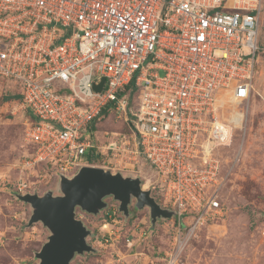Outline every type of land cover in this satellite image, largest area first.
I'll use <instances>...</instances> for the list:
<instances>
[{"label":"built area","instance_id":"built-area-1","mask_svg":"<svg viewBox=\"0 0 264 264\" xmlns=\"http://www.w3.org/2000/svg\"><path fill=\"white\" fill-rule=\"evenodd\" d=\"M263 9L264 0H0V79L20 87L15 109L29 115L23 167L45 166L55 180L84 165L138 172L178 213L170 247L146 264H182L195 230L223 214L218 151L246 118ZM110 116L130 132L99 142ZM102 216L97 243L146 247L117 203Z\"/></svg>","mask_w":264,"mask_h":264},{"label":"rangeland","instance_id":"rangeland-1","mask_svg":"<svg viewBox=\"0 0 264 264\" xmlns=\"http://www.w3.org/2000/svg\"><path fill=\"white\" fill-rule=\"evenodd\" d=\"M261 24V58L253 93L241 107H246L243 127L235 129L229 145L219 147L218 151L226 177L220 190L223 214L195 230L184 249L182 264H264V9ZM18 93L20 87L13 81L0 79V264H38L36 253L48 241L50 231L40 221L30 224L32 207L17 194L43 195L50 189L58 192L57 181L45 166L23 167L32 154L27 137L29 115L15 109L20 99L5 100ZM98 125L99 142L113 137L112 132H130L127 124L112 116L103 118ZM121 172L139 175L128 170ZM22 183L27 188L21 190ZM146 183L150 187V181ZM157 190L154 195L159 196ZM111 202L116 203L110 199ZM131 208L134 214L125 230L130 235L145 231V248L134 246L131 250L122 238L100 244L94 236L89 242L97 250L77 255L71 264H146L154 259L159 247H170L175 218L160 220L151 229L148 208ZM85 219L97 234L103 216L86 214Z\"/></svg>","mask_w":264,"mask_h":264},{"label":"water","instance_id":"water-1","mask_svg":"<svg viewBox=\"0 0 264 264\" xmlns=\"http://www.w3.org/2000/svg\"><path fill=\"white\" fill-rule=\"evenodd\" d=\"M102 84L97 87L99 90ZM56 185L58 192L50 189L43 195L17 194L32 207L30 224L40 221L50 231L48 241L36 253L40 259L38 264H71L77 255L95 252L97 249L89 242L95 236L94 230L77 213L80 210L99 216L110 206V199L118 203L125 221L134 214L132 206L138 211L148 208L151 229L160 220L178 216L175 210L157 201L152 189L144 188L139 175L84 165L74 175L60 173Z\"/></svg>","mask_w":264,"mask_h":264},{"label":"trees","instance_id":"trees-1","mask_svg":"<svg viewBox=\"0 0 264 264\" xmlns=\"http://www.w3.org/2000/svg\"><path fill=\"white\" fill-rule=\"evenodd\" d=\"M12 97H15V98H18V99H20L21 97H22V95L20 94V93H18V94H13V95H8L7 97H5V100L7 101V100H9L10 98H12ZM104 114H107V111H106V109H104ZM95 129V123H93L92 124V129ZM97 152H95L94 154H90L88 157L90 158V160L91 161H93V160H95V158L97 157ZM156 195V194H155ZM156 197H157V195H156ZM158 198V197H157Z\"/></svg>","mask_w":264,"mask_h":264},{"label":"clouds","instance_id":"clouds-1","mask_svg":"<svg viewBox=\"0 0 264 264\" xmlns=\"http://www.w3.org/2000/svg\"><path fill=\"white\" fill-rule=\"evenodd\" d=\"M101 167V166H100ZM107 169V168H106ZM111 170V169H110ZM140 176V175H139ZM141 177V176H140ZM142 178V177H141ZM142 180H143V178H142ZM57 181V180H56ZM145 184V181L143 180V185ZM149 189H151V188H149ZM152 194H153V191H152ZM155 197H156V195H154ZM156 199H157V201H158V198L156 197ZM159 202V201H158ZM111 203H113V202H111ZM110 203V204H111ZM117 203V202H116ZM118 204V203H117ZM109 208V207H108ZM79 212H81L80 210H78ZM106 211V210H105ZM105 211H103V213L105 212ZM83 213V212H82ZM102 213V214H103ZM84 214V213H83ZM102 214H101V216H102ZM85 215V217H86V214H84ZM79 218V217H78ZM82 219V218H81ZM84 221H86V223H87V219H83ZM130 220V219H129ZM128 220V221H129ZM88 224V223H87ZM94 233H95V230H94Z\"/></svg>","mask_w":264,"mask_h":264},{"label":"bare ground","instance_id":"bare-ground-1","mask_svg":"<svg viewBox=\"0 0 264 264\" xmlns=\"http://www.w3.org/2000/svg\"><path fill=\"white\" fill-rule=\"evenodd\" d=\"M229 128H231V126H229ZM227 145H229V143H228ZM145 183H146V182H145ZM146 184H148V183H146ZM146 184H144V188H145V189H149V187H146V186H147Z\"/></svg>","mask_w":264,"mask_h":264},{"label":"crops","instance_id":"crops-1","mask_svg":"<svg viewBox=\"0 0 264 264\" xmlns=\"http://www.w3.org/2000/svg\"><path fill=\"white\" fill-rule=\"evenodd\" d=\"M153 195H154V191H153Z\"/></svg>","mask_w":264,"mask_h":264}]
</instances>
